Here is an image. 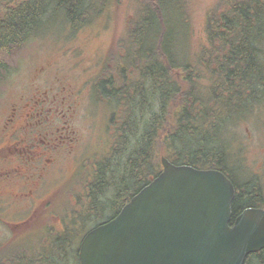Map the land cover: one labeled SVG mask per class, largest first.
<instances>
[{
  "label": "trees",
  "instance_id": "obj_1",
  "mask_svg": "<svg viewBox=\"0 0 264 264\" xmlns=\"http://www.w3.org/2000/svg\"><path fill=\"white\" fill-rule=\"evenodd\" d=\"M113 1L20 0L5 6L0 12V80L7 70L2 58L21 49L51 6L69 24L87 26ZM185 1L178 0L180 9ZM134 2L117 43L124 55L117 59L120 85L111 101L118 122L111 160L97 162L95 177L88 173L93 161L88 162L71 179L77 187L72 191L73 183L66 193H57V222L63 223V232L55 221L43 224L46 236L10 243L0 252V264L4 257L8 264H78L84 234L113 218L155 178L162 157L176 166L223 173L235 188L233 217L239 210L264 208V184L242 165L240 151L232 150L231 158L227 154V147L237 142L229 127L239 123L227 121L264 110V0H218L206 14L203 43L190 52L187 28L180 55L169 33L170 10L177 0ZM70 223H79L83 232L77 243ZM49 227L60 231L54 235ZM37 240H47V250L38 251ZM245 264H264V250L248 256Z\"/></svg>",
  "mask_w": 264,
  "mask_h": 264
},
{
  "label": "water",
  "instance_id": "obj_2",
  "mask_svg": "<svg viewBox=\"0 0 264 264\" xmlns=\"http://www.w3.org/2000/svg\"><path fill=\"white\" fill-rule=\"evenodd\" d=\"M160 162L156 178L83 237L79 264H245L264 250L263 210L230 226L234 188L223 174Z\"/></svg>",
  "mask_w": 264,
  "mask_h": 264
},
{
  "label": "flooded vegetation",
  "instance_id": "obj_3",
  "mask_svg": "<svg viewBox=\"0 0 264 264\" xmlns=\"http://www.w3.org/2000/svg\"><path fill=\"white\" fill-rule=\"evenodd\" d=\"M69 26L74 31H82L86 27ZM120 39L114 36L109 40L104 57L97 58L94 64L95 70H77L72 82L63 76L68 80L63 84L52 65L41 64L29 78V95L8 98L0 122V212H11V208L16 212H11L14 221L0 218L9 233V237L0 244V252L9 249L8 245L14 243L22 232L29 233L22 240L37 237V228L47 222L55 221V227L59 226L64 231L63 223L57 222V190L53 186L52 175L58 170V157L80 155L85 134L75 124L83 116L81 109L86 102L93 106L102 105L107 120L103 134L110 137L106 155L110 156L114 151L113 137L118 131V122L111 110V101L120 85L121 67L117 59L124 55L117 44ZM70 75L73 77L75 74ZM86 75L89 77L84 80ZM98 161L88 167V173L92 172L93 177L98 172ZM77 164L75 174L81 168L79 160ZM244 210L237 211L232 220ZM49 229L54 230L53 227ZM4 260L5 264L9 263L5 257Z\"/></svg>",
  "mask_w": 264,
  "mask_h": 264
},
{
  "label": "rangeland",
  "instance_id": "obj_4",
  "mask_svg": "<svg viewBox=\"0 0 264 264\" xmlns=\"http://www.w3.org/2000/svg\"><path fill=\"white\" fill-rule=\"evenodd\" d=\"M19 1L0 0V12L5 6L16 4ZM217 2L218 0H187V2L185 1L186 6L184 9H180L178 0L174 4V7L170 10V14L173 15L169 33L173 34L170 44L174 45V49H172L178 55L181 52H185L184 43L186 40L183 35L186 33L187 28H189L188 49H190V52L203 43V27L206 14L215 7ZM134 7V0H114L101 15L93 20L92 24L94 26L90 27L87 25L88 27H83L82 31L80 29L74 31L68 22L65 21L63 14L54 5L51 6L43 18L44 21L41 27L31 32L21 49L11 56L2 58L7 64V70L0 80V122L8 98L29 95V78L35 68H39L41 64L45 66L52 65L53 69H50L58 74V78L63 84H66L68 80L72 82L71 80L77 76V70L81 71L82 68H88V72L95 70L94 64L97 58L102 59L104 57L105 48L109 40L114 36L118 38L124 36L125 22L134 13ZM85 19L88 20L89 17ZM76 25L79 26L82 23H77ZM74 37L75 39L69 43ZM98 62L100 65V60ZM52 70L49 73H52ZM71 73L75 75L72 77ZM63 76H67L68 80ZM88 77L86 75L84 80ZM81 111L83 116L75 124V127L81 128V132L85 134L80 155L74 158L58 157V170L54 171L52 175L53 186L57 191L64 190L62 194L66 193L74 183V181L71 182V179L75 175L78 160L82 166L81 168H83L90 161L95 162L107 157L105 154L108 151L107 144L110 137L109 134H103L107 120L104 118L102 105L93 106L86 102ZM233 121H239L237 125L229 127L237 142H232L229 149L227 147V154L231 158L233 156L232 150L240 151L239 159L242 165L250 174L259 175L261 183L264 184V110L263 112L252 114L242 121L240 119H230L227 122L231 124ZM107 130L106 132H108ZM109 157L107 158L109 159ZM106 177L110 179L111 175L108 176L107 174ZM111 180H114V178L112 177ZM77 185L78 183L75 182L72 191ZM10 211L16 212L13 208ZM11 212H0V218L11 221ZM69 228L73 232V240L77 243L78 238L83 235L79 223H75L73 226L70 223ZM59 231L56 228L52 233L57 235L56 233ZM27 234L29 233L22 232L13 245L19 243L20 239L22 240ZM43 236H46V232L44 233L43 228H38L37 239H41ZM8 237L9 233L0 222V244ZM39 241L37 240V243ZM47 248V240L37 244L38 251L47 250ZM37 264L48 263H41L39 260Z\"/></svg>",
  "mask_w": 264,
  "mask_h": 264
}]
</instances>
